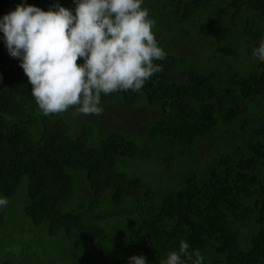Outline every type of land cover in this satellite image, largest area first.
<instances>
[{"label": "trees", "instance_id": "trees-1", "mask_svg": "<svg viewBox=\"0 0 264 264\" xmlns=\"http://www.w3.org/2000/svg\"><path fill=\"white\" fill-rule=\"evenodd\" d=\"M55 3L75 14L76 0H0V20ZM141 7L162 71L101 94L100 115L45 116L0 31V226L17 193L30 223L84 243L0 264H166L181 241L201 264H264V0Z\"/></svg>", "mask_w": 264, "mask_h": 264}, {"label": "clouds", "instance_id": "clouds-1", "mask_svg": "<svg viewBox=\"0 0 264 264\" xmlns=\"http://www.w3.org/2000/svg\"><path fill=\"white\" fill-rule=\"evenodd\" d=\"M141 5L142 0H76L75 14L55 3L47 11L17 5L4 15L0 31L8 52L21 58L31 93L45 116L70 108H76L77 115H100L101 94L140 92L162 71L154 61L163 60L166 53ZM253 56L264 61V42ZM81 58L83 64L78 63ZM8 203L0 199V207ZM189 248L181 241L166 264H201L200 254ZM128 264H146V259L134 255Z\"/></svg>", "mask_w": 264, "mask_h": 264}, {"label": "rangeland", "instance_id": "rangeland-1", "mask_svg": "<svg viewBox=\"0 0 264 264\" xmlns=\"http://www.w3.org/2000/svg\"><path fill=\"white\" fill-rule=\"evenodd\" d=\"M22 198V195L15 193L5 217H9V221L0 226V263L11 260V256L18 257L22 251L27 256L40 253L57 256L72 249L83 252L84 243L79 236L69 237L64 228H58L51 234L45 225L30 223L24 216L25 203Z\"/></svg>", "mask_w": 264, "mask_h": 264}]
</instances>
